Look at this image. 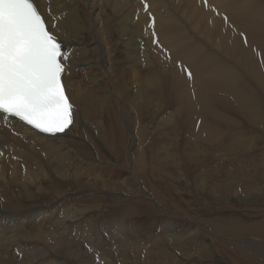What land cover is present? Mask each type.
<instances>
[{"label":"bare ground","instance_id":"1","mask_svg":"<svg viewBox=\"0 0 264 264\" xmlns=\"http://www.w3.org/2000/svg\"><path fill=\"white\" fill-rule=\"evenodd\" d=\"M37 4L49 25H55L54 31L62 42L65 51L70 54L67 64L68 70L63 76V82L66 93L74 106L75 122L63 134L43 136L38 131H32L21 121L11 118L7 124L0 122L1 148H12L15 145H22L21 148L24 149V152L20 154V157H25V160L27 158L34 159L35 166L39 164L36 156H34L35 154H44L46 156L56 151L54 156H58L59 161L62 163H65L64 158H66L71 149H74L75 152L88 150L89 156L92 157L95 151L90 147L91 141L82 143L81 136L88 133V120L97 119L105 114L107 118L101 120L107 126L103 130H98H100V135L108 143V148L112 149L113 147L117 151L120 160L113 164V168L119 166L123 170L130 171L129 155L126 156L124 153L125 146L124 141H122V135H119L120 139L118 141L116 140V135L119 132L114 126L115 105H117L120 118L123 122H126V128L131 132V141L133 140V144L136 143L135 146H137V138L140 142L141 139L148 135L149 130H152L148 125L151 121L146 119L150 116H144L146 119L144 120L149 121L147 125H142L143 122L139 118V123L136 126L134 125V129L131 131L129 127L131 125L122 116L121 111L127 115L131 108L139 107V111L142 112L143 106L146 109L151 104L157 103L156 106H153V108H157L155 112L157 115V113L161 112V103H165L168 106H172L170 107L172 108V113L166 121L182 126L184 129L182 131L185 133L184 136L198 146L189 151L182 149L181 160H185L186 169L208 167L210 168L209 172L213 174L212 177L214 175H216L214 177L218 176L219 181L220 178H223L224 182L220 184L227 186L230 190L233 189L230 186V181L239 177L234 170V164L240 166L239 169L242 173L253 171L248 174L249 178H252L250 179L251 181L243 182L241 184L242 187L238 191L245 196L243 201L246 204L264 206V200L262 203L258 201L259 194H263V192L259 191L258 186L262 183V178H264V146L258 135L259 133L257 134L258 131L255 132L254 129L249 133L250 129L249 131L246 130L251 125L264 130V0H37ZM183 10L184 13L182 15L181 12ZM175 12L181 14V16L176 17ZM151 51L154 53V58L151 56ZM147 61H149V64H146ZM151 63L154 64L153 72L150 71ZM165 64L171 66L172 72L169 77H165L166 74H164ZM167 69L169 71V68ZM186 70L191 72V79H189ZM123 74L128 76L127 82L132 81V85H136L135 88L129 85L131 88L129 90L131 93L129 94L122 87L126 83ZM115 91H117V95ZM236 119L243 124L242 128L231 132L227 130L222 133V128L227 129V126L237 125ZM172 129L178 130V127L173 125ZM133 132H135L134 136ZM169 143L170 146L172 145L173 151H168L167 154V151L164 153L166 157L171 158L170 161L165 159L169 161L167 162L169 163L168 165H164L163 155L157 149L138 148L135 153V162L139 169L149 166L152 172L155 173L156 184L151 185L155 198H158V195L161 194L164 197L165 191L163 188L166 189L167 193L175 192L172 190L175 181L172 170L170 171L166 166L175 165L171 162H174V154L176 156L175 147H177L178 143L175 139L170 140ZM179 145L183 147L182 144ZM129 146L128 144L127 149H129ZM154 146L153 148H155ZM69 158L72 159V157ZM73 159L75 160L76 158ZM177 159L179 158H176V161ZM229 160H231L230 163H228ZM86 161L89 162L90 160L87 159ZM24 164L31 169L34 168L31 184L37 185V176L35 177L34 174V170L37 168L33 164L29 165L28 162H24ZM84 169V177L81 179H79L77 174L70 173L66 168H56L55 171L57 177L64 182V186L73 185L70 189H67L73 193L71 195L92 194V196L90 195V201H93L95 199L93 194L100 192L102 195L95 200L98 203H110V199L121 200L125 193L128 194V187L132 188L131 191L135 190V184L130 176V178L128 176L116 178L117 176L114 177V174L113 176L111 175L113 172L111 169L104 170L100 174H94L92 170L86 172L89 169L87 164ZM186 169L184 168V170ZM205 170L207 171V169ZM76 171H79V166ZM193 171L192 173L196 172ZM202 173L205 174V171ZM66 176L71 178V180L64 179ZM165 176H169L167 177L169 181L166 178L164 179ZM44 177L47 178L46 175ZM85 178H92L90 181L91 187L87 186V189L83 188L81 184L78 185ZM191 179L193 178L191 177ZM177 180V185H179V178ZM219 181L216 182L219 183ZM47 182L51 181L46 180ZM204 184L202 182L201 188L195 184L193 197L191 196L195 201L204 197L205 194L202 193ZM182 187L184 191L185 187L183 184ZM260 187L262 188V186ZM88 189L94 192L91 193ZM51 192L42 194V201L45 202L49 199L45 203L46 206L44 204L41 205V202L37 199L38 196L33 193L22 201L20 200L19 203L11 204V206L6 208L3 206V211H0V228L10 227L15 232V236H24L27 239L34 240V244L38 241L41 242V239L46 236V234H40L44 231L46 232L48 227L54 226L52 230L56 227H60L57 230L63 228L68 230L66 240L64 242L61 241L62 243L58 240L64 238V235H62L64 230L54 233L51 239L52 243H50L51 247L65 244L68 248L60 251L56 260L50 259L49 264H60L64 254L67 255V258H64L63 264H71L68 260L75 258L80 264H99L101 261L106 264L109 260H114L116 264H140L138 260L142 252L147 255V257L143 258L142 264H165L173 261L172 257L167 254L170 251L167 249L187 251V259L193 258L194 254L188 250L194 249L193 253L196 252V254L198 253L197 256L201 257L200 264H210V258L216 259L214 264H221L220 258H216L214 249H210L209 243L207 244L204 238L203 240L197 237L195 239H184L181 236L178 237V234L168 233L150 236L151 233H149V237H146L149 243L147 245L157 246L155 247L156 251H149L146 243L139 239L143 237L139 236V232L136 233V237L131 236L133 235L132 233L131 235L122 234L120 230L124 219L127 217L126 215L134 216L138 214V209L131 208L130 205V207L128 205L124 206V209L120 212L116 211L117 208L107 210L108 213H103L102 216L97 217L96 224L90 220L92 217L90 218L87 215L82 218L80 216L77 221L69 222V224L63 226H61L62 222L58 219L53 220L46 227L44 223H41L38 228H35V231L32 230V232L26 233H21L22 223L11 225L25 218H28L26 223L38 219L41 222L43 218H56L54 209L57 204L64 203L69 198L62 197L63 199H60V196L55 195L56 198L52 196ZM135 192L138 193L139 190L136 189ZM142 192L140 191V193ZM250 194L253 197L248 198L249 196L247 195ZM185 195L187 196V193ZM210 195L212 198V193ZM130 196L132 198L127 199H132L134 203H138L141 200L140 197L137 198L138 194L134 196L130 194ZM180 197L185 199L181 195ZM228 199L229 197L224 194V197L219 199V201L225 202ZM30 205L34 206L29 207ZM87 205L81 202L78 205L77 202V206L83 209L79 208L80 212H77L83 214L84 211H90ZM178 206L181 210L186 211L185 214H188L189 211H191V215L193 214L192 208L187 207V204L185 205L186 207H183L185 209L181 207V203ZM23 207L27 209L18 212ZM123 214L125 216L124 219ZM103 217H106V220L101 219ZM5 220H8V222L5 223ZM204 220L208 221V225H201L206 227L211 234L216 229V231L221 233L222 237L220 238L223 240H230V238H235L236 235H245L256 236L264 241V221L262 220L245 219L237 216L218 218L211 216V218H204ZM163 221L167 223L168 228H170L168 229L169 231H174L173 225H176L175 222ZM56 223L58 224L53 225ZM6 224L8 225L5 226ZM16 225L18 226L15 227ZM29 225L28 229L31 228V225ZM100 226L104 227V230L105 227H108L114 237L112 241L109 239L110 242L106 241L107 237L105 242H109L108 246H102L101 243V247H97L95 242L99 240L93 241V235ZM203 230L205 231L204 228ZM9 235L7 234L3 237V232H0V247L4 244L5 239H8ZM138 236L139 238H137ZM207 238H209L208 235ZM217 240L219 241V239ZM81 241L87 242L92 246L94 250L91 254L82 248V243H79ZM197 242L200 243L197 244ZM113 249L115 250L113 251ZM236 253L243 256V258L238 257V264H264V245H243ZM135 254L136 256L134 257ZM45 255L53 256L54 253L50 255L48 251ZM105 257H109V259ZM3 259L1 258L0 260ZM93 259L96 261H93ZM125 259H129L130 262H126ZM30 261H34V259ZM0 264L6 263L2 261ZM225 264H236L233 263L230 254H228Z\"/></svg>","mask_w":264,"mask_h":264},{"label":"rangeland","instance_id":"2","mask_svg":"<svg viewBox=\"0 0 264 264\" xmlns=\"http://www.w3.org/2000/svg\"><path fill=\"white\" fill-rule=\"evenodd\" d=\"M183 13H184V10L181 12V14L183 15ZM174 14H175L176 17L181 16V14H179L177 12H175ZM151 50H152V48H151ZM153 54H154L153 51H151V56L152 57H153ZM146 64H149V61H147ZM165 66H166L165 67L166 69H165V72H164V74H166L165 77H169L171 75V72H172L171 71V66H169L167 64H165ZM153 68H154V64L151 63V67H150V71L151 72H153ZM167 68H169V71H168ZM81 75H82V73H81ZM123 76L126 79V83H125V86H122V87L124 88L125 92L127 91L128 94H129V93H131V92H129V90H131V88L129 87V85H131L134 88H135L136 85L135 84L132 85L133 84L132 81L127 82L128 76H126L124 74H123ZM117 79H119V78H117ZM164 84H165V80H164ZM119 92H120V90H119ZM115 94L117 95V91H115ZM156 105H157V103L151 104L150 106L146 107V109H145V106H143L142 112L139 111V107L135 108L136 110L131 108L129 110L130 112L128 111V114L127 115L124 112L121 111L122 116L131 125V126H129L130 129H131V131H133L134 125L136 126L137 123H139V121H138L139 118L141 119V122H143L142 125H147V122L151 121L150 124L148 123V125H149V128H151L152 130H149L148 135L146 136L147 139H145L146 137H144L139 142V139L137 138V143H138L137 146H135L136 143L133 144V142H132L133 140L131 141V134H130L131 132L129 131V129L126 128V122H123L122 119L120 118V113H118V111H117V105H115V107H114V119H115L114 126L118 129V132H119L118 135H116V140L118 141L120 139L119 135H122V141H124V146H125L124 153H125L126 156L129 155V164H130V168H131L130 171L123 170L119 166L117 168H113V164L116 163V162H119V160H120L118 158L117 151L113 147H112V149H109L108 148V143L103 139V136L100 135V132H99L100 130H103L107 126V124H104L103 121L101 120V119H106L107 118V116L105 114H103L101 117H99L97 119H90V120H88L87 121L88 122L87 123V127H88V133H87V135L88 136L87 135H84V136L82 135L81 136L82 137V139H81L82 140V143L84 141H91L90 142V147L93 148V150L95 151V153H94V155L92 157L89 156L88 150L85 151V152H82V150L80 149L81 152L80 151L75 152L74 149H71L70 152L67 154L68 156L66 155V158H64V162L65 163H62L61 161H59L58 156L57 157H56V155L54 156V154H55L56 151L55 152H52V154H49V155H46V156L44 154L43 155L35 154L34 156H36L37 162L39 163L38 165L35 166V160L34 159L27 158L25 160V157H23V158L20 157V154L24 152V149L21 148L22 145H15L12 148H7V147L1 148L0 147V211H3V206L6 208V207L11 206V204L19 203L20 200L22 201L24 198L32 195L33 193H35L38 196L37 199L39 200V202H41L40 204L41 205L44 204V206H46L45 203L48 202V200H49L48 199L45 202L42 201V197H43L42 194H44L45 192H51L53 190L52 191L53 193L51 192V194H53L52 196H54V197L60 196L59 197L60 199H63L64 197L67 198V199L69 198L64 203H60V204L58 203L57 204L56 208L54 209V212L56 213L54 215L57 216L56 218H53V217L52 218H43V220L41 222H40V219H38V220H32L31 222H29L31 226L29 225V223H26V221H27L28 218H25V219H23L21 221H16V222H14V223L11 224V225H13V224H16V223H22L23 228H20L21 229V233H23V232L26 233V232H32V230L35 231V228H38L41 223H44L45 224V227H46L53 220L58 219L60 222H62L61 223V226H63L65 224L66 225L69 224V222L77 221V219L80 218V216L82 218L83 216L85 217L87 215H89L90 218L92 217L90 220L94 221L95 224H96L97 217L102 216L103 213H108V211L111 208H117L116 211L120 212V211H122L124 209V206H126V205L129 206L130 205L131 208L133 207L136 210L138 209V214H136L134 216H132V215H126L127 216L126 218H125V216L123 214V219L124 218L125 219H124V222L122 223V228L120 230V232L122 234L124 233L126 235H131V233H132L133 235H131V236L136 237V233L139 232V236L140 237L143 236V237L139 238V236H138L137 238H139L140 240H142L143 242H145L146 243V247L148 246L147 244H149L148 241H147V238H146V237H149V233H151L150 236H156V235H159V234H162V233H168V234H178L179 235V236L177 235L178 237L181 236V238H184V239H195L197 237L199 239L202 238L200 240H203V238H204V240L207 242V244L209 243L210 249L211 248L214 249L216 258H220L219 260L221 261V264H225L226 259L228 258V254H230V257H231L233 263L238 264L239 263L238 262V257H242L243 258L242 255H239V254L236 253L237 250L240 249L241 246L247 245V244L264 245V241L260 240L256 236H245V235H236L235 238H230V240L227 239V241H226V240H223V239L220 238V237H222L220 235L221 233L218 232V231H216V229L211 234V233L208 232V229L206 227H203L202 225H208L207 224L208 221L204 220V218L205 219L208 218V217L211 218V216L212 217L215 216V218H218V217H232V216H237V217H241V218H245V219L249 218V219H253V220L254 219H258V220L264 221V216H263L264 215V206L263 205H257V204H254V205L253 204H251V205L246 204V202L243 201V199L245 198V196L243 195L242 192H239L238 191L239 188L242 187L241 184L243 182H246V181H249L250 179H252V178H249V175L248 174L252 173L253 171H249L247 173H242L241 170L239 169V167H240L239 165L234 164L235 165V168L233 167V165H231L234 168V170L236 171V173L239 175V177L237 179H235V180L232 179L230 181V186H232V188H233L232 190H230L227 186H223V184H220V183H223L224 182L223 181V178H220V181H219V177L218 176L217 177H214V176H216V175H214L212 177L213 174H211L209 172L210 171V168H208V167H199L200 169L198 167L197 168L196 167H193L192 169L187 170L186 169L187 165L184 162L185 160H181V158H182V149L184 148L187 151H189V150H192L193 148L198 147V146L195 143L189 141L184 136L185 133L183 132L184 129L182 128V126L177 125V124H174L173 122L168 123L166 121V120L169 119V116L172 113V108H170V107H172L171 105L168 106V104L161 103L162 107L160 105L161 112H159V113L162 114L163 116L162 115L159 116L160 114L157 113L158 117L155 114L157 108L156 107L153 108V106H156ZM153 112H154V114H153ZM140 115H141V117H140ZM144 116H146V117L150 116L149 118H146L147 120L149 119V121H145L146 119H145ZM155 119H157V120L155 121ZM236 122L238 123L237 125H239V124H241V125H239V126L235 125V126H229V127L227 126L226 127L227 129H223L222 128L221 129L222 133H224L227 130H228V132H231L232 130H237V129L242 128L243 124L242 123H239V120L238 119H236ZM163 123H164V125H163ZM173 125H175L176 127H178V130H173L172 129V126ZM152 127H154V128H152ZM250 127H247L246 130L249 131V129H250L249 133L252 132L254 129H255V132L258 131L257 134L259 133L258 135L261 138V142H263V146H264V130L261 129V128H258L256 126H253L252 127V125ZM98 129H100V130H98ZM248 131H246V132L248 133ZM154 133H155V135H154ZM134 135H135V132H133V136ZM174 139H175V141L178 144H177V147H175L176 156L174 154V162L172 161L171 163H174L175 165L170 166V167L169 166H166V167L170 171L172 170L171 172L173 174V177H174V180L175 181H174V185L172 187L173 189L172 188H170V189L174 190L176 193L175 192H168L167 193L166 192V189L163 188V190L165 191L164 197L161 194V195H158V198H155L154 192H153V190L151 188V185H155L156 184V179H155V176H154L155 173L152 172V170H151V168L149 166H146L143 169H139V167L137 166V164L135 162V153L138 150V148H149L150 150L157 149L163 155V163H164V165L165 164L168 165L169 163H167V162H169L171 158L170 157L169 158L166 157V154L168 153V151L169 152H172L173 151L172 145L170 146L169 141L170 140H174ZM130 141H131V144H130ZM140 143H141V145L138 147V145ZM128 144L130 145L129 146V149H127V145ZM179 144H182L183 147L181 145H179ZM153 146L155 148H153ZM98 149H100V151H98ZM165 152H166V154H164ZM249 153H252L253 154L254 152H249ZM38 155H39L40 158L38 157ZM69 157H72V159L69 158ZM73 158H76V159L74 160ZM176 158H179V159H177V161H176ZM87 159L90 160V161L87 162L86 161ZM165 159H168L169 161H166ZM179 160H180V162H179ZM24 162H28L29 165L33 164L37 168V169L34 170L35 177L37 176L36 177V181L38 183L37 185L31 184L32 175H33V169L34 168L31 169V168L27 167L24 164ZM230 162H231V160L228 161V163H230ZM57 163H59V164H57ZM61 164H63V165H61ZM86 164L89 167V169L86 170V172L87 171L89 172V171L92 170V172L94 174L95 173L96 174H100L104 170L111 169L113 171L111 173V175L113 176V174H114V177L117 176L116 178L126 177V176L129 177L130 176L131 179H132V182H134V184H135L134 185L135 190L133 189L131 191L132 188L128 187L127 188L128 189V194L125 193L122 196V199L123 200L121 199L119 201H115L113 199H110V203L108 202L109 204L108 203H98V202L95 201V200H97L100 197V195H102L100 192L99 193L96 192L95 194H93V196L95 197V199L93 201H90L91 200L90 197L92 196V194H90L91 196L89 194H82V196L81 195H76V194L71 195L73 193L69 192L67 189H70V187H72L73 185L72 186H67V187L64 186V182L57 177L55 169L56 168H59V169L66 168V169L69 170L70 173L77 174L79 176V179H81V178L84 177V173L83 172H85L84 166H86ZM120 164H121V161H120ZM78 166H79V171H76V168ZM100 168H102V169H100ZM184 168L186 170H184ZM38 169H39V171H38ZM205 169H207V171ZM225 169H229V168H225ZM193 170L196 171V172H194ZM185 171H187V172H185ZM192 171L194 173H192ZM204 171H205V174L207 173L209 176L207 174H206L207 176L205 174H203L202 172H204ZM45 175L47 176V178L44 177ZM167 177H169V176H165L164 179L166 178V180L169 181V178H167ZM191 177L193 179H191ZM206 177H208V178H206ZM11 178H14L15 180L14 179H11ZM178 178H179V185H177V182H178L177 179ZM202 178L204 180L206 179V181H204ZM64 179L71 180V178H69L68 176H66ZM194 179H195V182H194ZM207 179L210 180L209 183H208V180ZM46 180H49L51 182H47L46 183ZM91 180H92V178L82 179L79 182L78 185L81 184V186L83 188L87 189L88 187H91L90 186V181ZM262 180H263L262 183L258 186V188L260 189L259 191L260 192H263V194H261V195L259 194V198H258V201L261 202V203L264 200V198H263L264 197V178H262ZM216 181L217 182L219 181V183H217ZM235 181H237V182H235ZM199 182H200V184H199ZM202 182L205 183L204 184V188L205 189L203 188V192H202L205 195H204V197H201V199H198V200L195 201L192 198L193 197V192L195 191L196 185H198L197 187L200 186V188H201ZM84 184H86V185H84ZM182 184L185 187L184 188V191H183ZM232 184L235 185V186H233ZM74 185H76V184H74ZM260 186H262V188ZM25 187H27V188H25ZM44 188H46V189H44ZM174 188H176V189H174ZM136 189L139 190L138 193L135 192ZM43 190H46V191H43ZM54 191L55 192L57 191L59 194L57 192L55 193ZM80 191H82V190H80ZM89 191H91V193L94 192L92 190H89ZM140 191L141 192L143 191L144 193L143 192L140 193ZM60 192H61V195H60ZM65 192H67V193H65ZM231 192H232V194H231ZM77 193H79V192H77ZM185 193H187V196L185 195ZM211 193L213 195L212 198H211V195H210ZM130 194L132 196H134L135 194H138V197L137 198L140 197L141 200L138 199L139 202L138 203H134L132 199H127V198H132L130 196ZM217 194H219V195H217ZM224 194L226 195V197H229V199L227 201H225L227 203L222 202L221 200L219 201V199H222L224 197ZM145 195H146V197H145ZM180 195L183 196V197H185V199H182L180 197ZM250 195H247V196H249L248 198L253 197L252 194H250ZM238 196H239V198H238ZM144 199H145V201H144ZM208 200L210 201V203H209ZM142 201H143V203H142ZM73 202H76V203H73ZM77 202H78V205L80 204V202L81 203H84L85 205L88 204L87 206L90 208V211H84L83 214H80L79 212H80L81 207H78L77 206ZM91 202H93V203H91ZM144 202H147V203H144ZM178 203L179 204L181 203V207L182 208L183 207H186L185 205L187 204V207L192 208L193 214L191 215V211H189L188 214H185L186 211L181 210V208L178 206L179 205ZM182 203H184V204H182ZM214 204H216V205H214ZM31 206H34V205H30L29 207H31ZM60 208H62V209H60ZM97 208H98V210H97ZM210 208H212L213 211H211L212 209H210ZM26 209L27 208H24L23 207L18 212L24 211ZM174 209H176V210H174ZM183 209H185V208H183ZM243 209H245V210H243ZM81 210H83V209H81ZM57 211H58V213H57ZM77 211H79V212H77ZM94 211H96V212H94ZM201 211H203V212H201ZM224 212L225 213L227 212V213L225 214ZM64 213H65V215H64ZM219 213H220V215H219ZM171 215H175V216H171ZM71 216L73 217V220H72V217ZM40 218H42V216H40ZM75 218H76V220H74ZM101 219L106 220V217H103ZM163 220H169V221L175 222L176 225H173L174 228H175V229L173 228L174 231H169L168 229H170V228H168L167 223H165ZM6 222H8V220L7 221L5 220V223ZM190 223H193V224H190ZM57 224L58 223L53 224V225H57ZM7 225L8 224H6L5 226H7ZM18 225H16L15 227H17ZM28 225L31 228L28 229L27 228ZM105 226H106V224H105ZM52 227L54 228V226H52ZM52 227H48L47 228V231L48 232L47 231L46 232L44 231L42 234H40V235L46 234V236L43 239H41V242L38 241L35 244H34V240L27 239L24 236H15V232L10 227H2V228H0V232H3V237L6 236L7 234H10L9 237H8V239H5L4 244L0 247V259L1 258L2 259L4 258L3 260H0V262L4 261L6 264H27V262H28V264H47V263L49 264V260L50 259L56 260L59 252L62 251V250H67L68 246L65 245V244H62V245H59L57 247H55V246L54 247H51V245H50V243H52L51 242V239L53 238V235H54L55 232H59V231L64 230V232L62 234V235H64V238L58 240L59 242H61V241L64 242L66 240V235L68 234V230L67 229H64V228L63 229H60V230H57L60 227H58V228L56 227L54 230H52L53 229ZM181 227H182V229H181ZM202 227L205 229L206 232L203 230ZM131 228H133V229H131ZM156 230H157V232H156ZM196 231H197V233H196ZM96 233L93 235V241L94 242H95V240H99L100 241V242L99 241L95 242L97 244V247H101V245L102 246L103 245L104 246H108V243L110 241L114 240L113 235H111L112 234L111 233V230H109L108 227H105V230H104V227L100 226L98 228V231ZM179 233H181L182 235L179 234ZM216 234H218V235H216ZM189 235H191V236H189ZM207 235L209 236V238H207ZM107 237H108V239H107ZM142 238H144L145 240L142 239ZM109 239H110V241H109ZM217 239H219V241ZM29 240H30V242H29ZM105 240L106 241H109V242H105ZM209 240H210V242H209ZM79 243L80 244L82 243L81 244L82 245V248L85 249V250H87L88 253L91 254L93 252L94 249L92 248V246L89 243L84 242V241L83 242L81 241ZM106 243H107V245H106ZM199 243L197 242V244H199ZM211 246H213V247H211ZM155 247H157V246H153L152 247V246L149 245L147 248H148L149 251H156L155 250ZM216 247H217V249H215ZM223 248H225V249L223 250ZM114 250L115 249H113V251ZM167 250H170V251L167 252V254L172 257L173 261L168 262V263H165V264H190V263L191 264H200V258L201 257L197 256L198 253L197 254H196V252L193 253L194 252V249L193 250H188L192 254H194L193 255V258H189V259H187V257H186L187 251H177L175 249H167ZM219 250H220V252H219ZM12 251H13V253H12ZM48 251H49L50 255L52 253H54L55 256L54 255L53 256L45 255V254H47ZM3 253H5V254H3ZM224 253H226V254H224ZM135 256H136V254L134 255V257ZM65 257L67 258V255L66 254H64L62 256V259H61L60 264H63ZM144 257H147V255L144 254V252H142V255L139 258L138 263L142 264V260H144L143 259ZM105 258L109 259V257H105ZM24 259H26L27 261L24 260ZM33 259H34L35 262L34 261H30V260H33ZM68 261L71 264H74V263L75 264H80L79 262H77V259L76 258L73 259V260H68ZM93 261H96V260L93 259ZM125 261L126 262H130L129 259H127V260L125 259ZM135 261H136V259H135ZM215 262H216V259L210 258V260H209V263L210 264H214ZM99 264H105V263L103 261H101V262H99ZM106 264H116V262L114 260H109Z\"/></svg>","mask_w":264,"mask_h":264},{"label":"snow or ice","instance_id":"3","mask_svg":"<svg viewBox=\"0 0 264 264\" xmlns=\"http://www.w3.org/2000/svg\"><path fill=\"white\" fill-rule=\"evenodd\" d=\"M54 28L37 0H0V122L16 118L52 136L74 124L63 82L70 54Z\"/></svg>","mask_w":264,"mask_h":264}]
</instances>
